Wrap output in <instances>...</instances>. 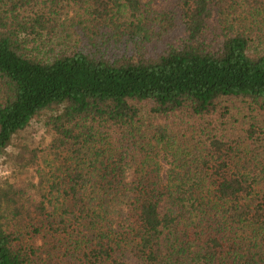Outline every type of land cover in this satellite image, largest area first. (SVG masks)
<instances>
[{"label":"trees","instance_id":"16d2710c","mask_svg":"<svg viewBox=\"0 0 264 264\" xmlns=\"http://www.w3.org/2000/svg\"><path fill=\"white\" fill-rule=\"evenodd\" d=\"M14 142L0 264H264V0H0Z\"/></svg>","mask_w":264,"mask_h":264},{"label":"rangeland","instance_id":"374dc122","mask_svg":"<svg viewBox=\"0 0 264 264\" xmlns=\"http://www.w3.org/2000/svg\"><path fill=\"white\" fill-rule=\"evenodd\" d=\"M32 136V137H31ZM31 140L32 142L38 145L47 144L51 136L46 131H44L42 125L38 122H32V130H31ZM20 143V140L16 141V143ZM16 143L7 147L6 153L0 157V182L11 189L17 188H28L33 189L37 182L36 172L33 168H21L15 166L9 160L6 161L5 156L9 157V155H14L16 152ZM14 153V154H11ZM46 159L42 158L40 160L41 167H46ZM164 167H167L166 164Z\"/></svg>","mask_w":264,"mask_h":264},{"label":"built area","instance_id":"2783aa9c","mask_svg":"<svg viewBox=\"0 0 264 264\" xmlns=\"http://www.w3.org/2000/svg\"><path fill=\"white\" fill-rule=\"evenodd\" d=\"M0 174H1V172H0Z\"/></svg>","mask_w":264,"mask_h":264}]
</instances>
